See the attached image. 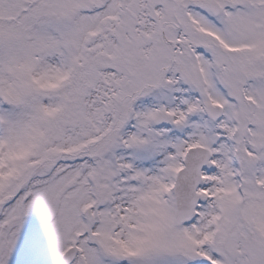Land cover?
<instances>
[{
    "label": "snow or ice",
    "instance_id": "obj_1",
    "mask_svg": "<svg viewBox=\"0 0 264 264\" xmlns=\"http://www.w3.org/2000/svg\"><path fill=\"white\" fill-rule=\"evenodd\" d=\"M0 264H264V0H0Z\"/></svg>",
    "mask_w": 264,
    "mask_h": 264
}]
</instances>
